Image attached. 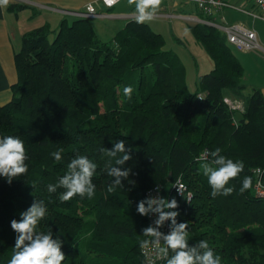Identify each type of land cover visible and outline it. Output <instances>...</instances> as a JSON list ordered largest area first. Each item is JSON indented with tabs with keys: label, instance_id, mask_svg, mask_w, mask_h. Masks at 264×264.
<instances>
[{
	"label": "trees",
	"instance_id": "16d2710c",
	"mask_svg": "<svg viewBox=\"0 0 264 264\" xmlns=\"http://www.w3.org/2000/svg\"><path fill=\"white\" fill-rule=\"evenodd\" d=\"M28 7L11 2L7 10L17 14ZM190 28L213 63L192 93L179 57L139 20H130L109 42L100 41L85 18L21 35L14 55L18 82L13 99L0 105V137L24 142L28 172L11 184L0 176V264H8L18 235L11 221L19 222L34 204L46 209L38 231L50 230L63 241V264H145L139 241L147 238L142 232L148 225L138 204L147 190L167 188L177 177L191 202L166 195L177 201L169 209L178 213L176 224H188V249L202 255L200 244L207 241L221 264H264V199L254 191L256 169L264 186V97L253 90L234 125L224 98L241 97L244 69L220 32ZM126 86L133 89L131 99ZM119 142L130 157L122 164L116 160L124 153L107 155ZM216 148L221 151L212 156ZM202 153L207 158L196 160ZM81 156L97 166L90 178L95 194L61 202L67 189L60 181L72 175L68 165ZM220 157L242 161L244 170L226 185L234 188L231 195L213 198L201 165L219 167L214 161ZM112 169L128 176L110 175ZM245 176L252 187L241 193ZM117 179L122 187L108 192ZM172 255L170 249L167 259Z\"/></svg>",
	"mask_w": 264,
	"mask_h": 264
},
{
	"label": "clouds",
	"instance_id": "9594fccd",
	"mask_svg": "<svg viewBox=\"0 0 264 264\" xmlns=\"http://www.w3.org/2000/svg\"><path fill=\"white\" fill-rule=\"evenodd\" d=\"M109 3L114 0H108ZM10 0H0V7H6ZM129 3H135L138 19L143 22L153 18L155 12L159 9L162 0H129ZM124 95L131 99L133 89L130 86L124 88ZM235 120V118H233ZM221 151L216 148L211 154L216 156ZM117 153H124L116 160L117 164H122L129 160L130 157L125 153L124 142L116 143L113 151L107 152L109 156H116ZM57 161L60 160L59 152L53 153ZM27 158V151L24 142L18 136H2L0 137V176L6 178L7 182L11 184L13 178L21 177L28 172V166L24 163ZM214 167L210 164L204 163L201 165L204 176L207 177L209 186L211 187V196L213 198L218 195L229 196L233 193V187H226L230 180L235 179L244 170L242 161L233 162L232 159H225L220 157L214 161ZM72 175L65 176L60 181V185L67 189V191L60 196L61 202H67L75 196L81 198L87 197L91 199L95 194V186L91 182V177L97 167L89 159L81 156L78 159L72 160L68 165ZM77 167L79 171H76ZM259 169H257V174ZM116 177H127L128 172H120L118 169H112L109 173ZM117 187H122L120 180L117 179L115 183L108 187V192H113ZM177 188L179 194L183 195V185L177 179L173 184ZM252 187V178L245 176L243 179L240 192L243 193ZM50 192L55 190L54 185H49ZM147 203V207L145 204ZM153 205L157 207L153 208ZM177 201L175 198L168 202L165 199H151L141 201L138 204V213L147 215L150 211L159 212V219L155 221L156 227L149 226L142 232L144 237L139 241L141 250L149 249L155 251L157 259L168 257V250L171 249L174 255L167 259V264H221V257L215 255L211 250L209 243L204 241L200 244V248L204 249L203 254L199 255L196 249H188L189 233L187 231L188 224H176V217L178 215L175 211L165 212L164 209L177 208ZM46 209L42 205L34 204L28 211L21 212L22 219L18 222L13 219L11 221V228L18 235L15 238L13 247V254L8 261V264H63L66 259L65 254L61 251L63 241L58 237L52 238V232L47 233L38 231L41 220L45 217ZM172 221L171 234L163 236L158 231L159 227L163 225L165 220ZM164 240V246H160V238ZM154 264V261H153Z\"/></svg>",
	"mask_w": 264,
	"mask_h": 264
},
{
	"label": "crops",
	"instance_id": "0c3cea01",
	"mask_svg": "<svg viewBox=\"0 0 264 264\" xmlns=\"http://www.w3.org/2000/svg\"><path fill=\"white\" fill-rule=\"evenodd\" d=\"M222 1L235 7H227L222 10L221 15L226 24H242L246 28L253 29L259 41H264V22L252 19L243 12H257V8L251 0ZM22 2L29 7L17 14L8 11L7 6L0 7V105L7 104L14 97L13 86L18 82L14 55L20 50L21 35L25 31L44 24H48L55 31L61 20L71 23L79 19L68 12L83 11L87 4H92L95 12L99 14V16H87L85 19L90 22L95 36L102 42H109L116 33L124 29L130 21L127 18L128 15H134L136 17L135 20H139L136 10L125 9L122 6H119L116 12L108 13L109 10H115L121 1L110 9L105 8L99 0H22ZM188 7L182 4L178 5L173 0H165L154 15H161L158 16L161 18L164 14L173 13L175 10H182ZM37 17L39 20L35 21ZM146 21L145 23L150 28L151 25L156 26L158 22L154 19ZM162 22L164 23V21ZM96 26L99 32H102V36L108 38L106 41L98 35ZM239 53L241 65L246 64L250 68V81L248 82L250 94L253 90L259 89L264 97V56L253 52ZM244 78L242 82H244ZM227 97L234 96L228 94Z\"/></svg>",
	"mask_w": 264,
	"mask_h": 264
},
{
	"label": "built area",
	"instance_id": "2783aa9c",
	"mask_svg": "<svg viewBox=\"0 0 264 264\" xmlns=\"http://www.w3.org/2000/svg\"><path fill=\"white\" fill-rule=\"evenodd\" d=\"M18 3H23L22 0ZM101 4L105 8H112L121 0H114V2L109 3L108 0H99ZM178 5L182 4L189 7H194L195 11L188 15H181L177 14L174 15L173 13L164 14L163 17L168 19H180L189 25H202L214 28L218 32H220L225 39L226 45L235 49L238 52H253L258 55L264 56V42L261 44L257 38V34L253 29H249L244 27L242 24H226L224 19L221 15V12L224 8H235L222 0H173ZM254 6L257 8L256 13H252L249 11H243L245 14L250 16L252 19L261 20L264 22V0H251ZM78 18H85L87 16H99L95 12L94 7L92 4H87L84 7L83 11H76V12H68ZM154 16H161V15H154ZM153 16V17H154ZM128 19H135L134 15H128ZM224 103L227 105L228 110L231 113L232 122L234 125H237V117L236 114H241L244 111V104L236 98L225 97ZM235 118V120L233 119ZM207 158L206 153H202L196 159L198 161H204ZM256 174L257 181L254 185V191L257 197L264 199V186L260 182L259 173L257 174V169L254 170ZM179 179L180 183L183 185V195L179 194L176 187H173L175 181ZM166 193H172L181 203L188 205L192 200V193L188 190L187 186L183 182L181 177H177L174 181L169 183V186L166 188L164 185L159 184L156 185L145 193V198L147 200L151 199H165L168 200ZM157 207V205H153V208ZM165 212H169V209L165 208ZM159 212L150 211L146 216V223L149 226L156 227L155 221L159 219ZM172 223L171 220H165L163 225L159 227L158 231L162 233L163 236L171 234L172 231ZM147 239V238H146ZM164 240L160 238V246H164ZM170 249L168 250V253ZM140 255L145 264H164L167 260L166 258H159L157 259L155 256V251L149 249L141 250L140 248ZM169 255V254H168Z\"/></svg>",
	"mask_w": 264,
	"mask_h": 264
},
{
	"label": "rangeland",
	"instance_id": "374dc122",
	"mask_svg": "<svg viewBox=\"0 0 264 264\" xmlns=\"http://www.w3.org/2000/svg\"><path fill=\"white\" fill-rule=\"evenodd\" d=\"M13 3H18L19 1L11 0ZM165 0H162L164 3ZM161 3V4H162ZM119 6L124 7L125 9L129 10H136L135 3H129V0H121L119 5L116 6L115 10H109L108 13L116 12ZM135 7V8H132ZM195 11L194 7H188L182 10H175L173 12L174 15L181 14V15H188ZM137 12V11H136ZM158 12V11H156ZM36 17V16H34ZM152 19L157 20V24L151 25V29L160 34L164 39V50L174 53L179 57V60L186 68V85L188 90L192 93L195 91L199 76L208 73L213 68V63L211 59L208 57L204 49L196 42L192 32H191V25L188 23L174 18L168 19L165 17L159 18L158 16H154ZM38 17L35 21H38ZM132 20V19H128ZM146 20L143 22L145 23ZM164 21V23L162 22ZM147 22V21H146ZM96 30L98 31V35L103 39L107 40L108 38H104L102 36V32L100 33L97 26ZM100 33V34H99ZM263 44L264 41H259ZM234 55L240 60V53L235 49L231 48ZM244 68V82L243 85L245 89L242 91L241 97H230L239 99L245 106V103L250 97V92L248 90V82L250 81V68L246 66V64H242ZM238 114L236 117L238 118Z\"/></svg>",
	"mask_w": 264,
	"mask_h": 264
}]
</instances>
